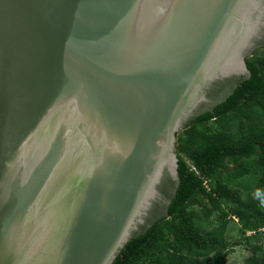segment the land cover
Returning a JSON list of instances; mask_svg holds the SVG:
<instances>
[{"label":"water","instance_id":"obj_1","mask_svg":"<svg viewBox=\"0 0 264 264\" xmlns=\"http://www.w3.org/2000/svg\"><path fill=\"white\" fill-rule=\"evenodd\" d=\"M261 48L264 0H0V264H113Z\"/></svg>","mask_w":264,"mask_h":264},{"label":"trees","instance_id":"obj_2","mask_svg":"<svg viewBox=\"0 0 264 264\" xmlns=\"http://www.w3.org/2000/svg\"><path fill=\"white\" fill-rule=\"evenodd\" d=\"M247 66L250 79L178 134L180 187L169 217L113 264H229L232 217L250 232L244 264H264V48Z\"/></svg>","mask_w":264,"mask_h":264},{"label":"rangeland","instance_id":"obj_3","mask_svg":"<svg viewBox=\"0 0 264 264\" xmlns=\"http://www.w3.org/2000/svg\"><path fill=\"white\" fill-rule=\"evenodd\" d=\"M236 129V128H234ZM215 218H213L214 220ZM231 225H229L228 238L230 244H235L232 253L228 255L229 264H244V261L251 254V250L244 238L250 236V232L244 235L241 231V226L238 223L237 217H232ZM246 236V237H245ZM258 239V238H257ZM252 242H262L261 239L255 240V238H250V243Z\"/></svg>","mask_w":264,"mask_h":264}]
</instances>
